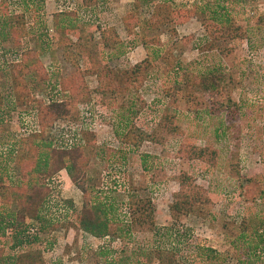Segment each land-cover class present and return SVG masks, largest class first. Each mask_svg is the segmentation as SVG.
<instances>
[{"label":"rangeland","instance_id":"374dc122","mask_svg":"<svg viewBox=\"0 0 264 264\" xmlns=\"http://www.w3.org/2000/svg\"><path fill=\"white\" fill-rule=\"evenodd\" d=\"M134 1L0 0V14L3 10L25 11L32 28V38H24L22 46L17 47L12 38L2 40L6 35L2 34L5 29L0 27V86L5 97V106L0 110V149L5 145L10 148L13 133L19 132L22 123L21 114L26 112L31 114L29 117L33 116L36 102L32 99L48 102L47 97L56 93L51 85L72 76L79 68L85 69V59L80 58L75 64L64 50L55 48L40 56L44 67L48 68L49 80L40 79L41 76L35 72L25 71H19L15 77V59L24 50L35 49L41 44V34L46 27L53 35L54 13L74 12L76 19L87 25V31H95L97 40L100 37L97 25H114L122 42L106 49L104 57L113 67H131L155 51L144 47L141 41L143 34L160 37L166 51H173L172 55L179 59L177 68L169 69L162 53L157 50L155 55H151L154 64L146 84L139 91L140 95L130 92L126 99L111 98L104 103L101 96L94 94L93 100L102 102L103 121H111L117 134L126 128L127 118L122 113L131 105L137 111L131 121L140 127L148 131L157 130L163 114L170 111L176 116L178 132L169 129L167 123L166 127L160 126L156 140L147 139L138 148H131L132 154L150 155V170H145L132 159L117 163L107 160L95 162L92 168L97 183L103 188L109 187V190L115 189L116 184L127 191L132 190L135 184H141L142 191L149 193L156 204L160 234L127 229V232L120 231L121 236L116 239L97 238L81 229L77 215L82 208V191L63 169L50 180L54 193L62 200L61 204L50 200L44 206L43 212L49 222L22 217H17L15 222L18 228L35 225L36 230H26V234L32 240L35 237L38 240L31 246L14 249L12 238H1L0 243L6 242L4 261L9 264V258L18 250L40 248L46 264H139L141 258H145V264H264V246L256 231L264 219V0H227L236 23L242 25L247 33L243 38L226 39L214 49H210V38L198 17L174 28L168 26L152 30L144 26L137 29L139 35L129 36L123 17L132 10ZM156 1L159 0H138L145 24ZM173 1L177 5H188L198 0ZM6 5L8 9H5ZM70 37L77 40L74 34ZM43 44L47 45L46 42ZM70 48L73 50L72 46ZM210 69L224 71L230 80L229 88L238 104L234 107L235 113L215 112L211 106L212 93L199 91L195 103L188 101L182 86L183 72ZM82 76L90 89L97 87L96 74ZM60 94L64 96L62 92ZM138 96L146 102L144 107ZM87 105L97 110L92 103ZM64 132L68 131L63 123L55 126L58 144L68 142ZM104 140V136L99 134L98 144L102 147L106 144ZM194 146L215 149L217 157L211 160L192 158L190 151ZM0 155V166L9 168L8 175L4 176L5 182L21 184L17 154L12 155L8 162V155ZM236 168H239L240 175L235 174ZM182 172L190 173L204 188L210 200L208 213L182 216L180 219L171 216L169 205L179 190L178 177ZM64 199L72 201L69 203L72 211L67 214L61 210ZM11 208L15 211V206ZM118 217L130 223L125 210H120ZM156 245L171 249L174 258L164 253L161 260L152 259L150 249Z\"/></svg>","mask_w":264,"mask_h":264},{"label":"trees","instance_id":"16d2710c","mask_svg":"<svg viewBox=\"0 0 264 264\" xmlns=\"http://www.w3.org/2000/svg\"><path fill=\"white\" fill-rule=\"evenodd\" d=\"M226 1L198 0L188 5H177L173 0H159L154 3L151 17L145 24L141 16L140 3L135 0L132 10L123 17V24L126 33L129 36H134L139 35L137 29L144 26L152 30L168 26L174 28L175 25L182 24L190 18L198 17L210 38L209 47L214 49L226 39L236 40L243 38L247 33L242 25L236 23ZM26 3L29 4L27 1ZM5 9H8V5L5 6ZM1 14L0 27L5 29L2 34L6 35L2 39L3 41L12 38L15 46L18 47L22 46L24 38H32V28L25 11L11 10L7 12L3 10ZM76 18L78 17L74 12L59 11L54 13L52 17L53 35L48 32L50 28L46 27V31L41 34V44H38L39 46L35 49L24 50L20 57L15 59L13 70L15 77L19 71H25L27 73L35 72L41 76L40 79L49 80L48 68L44 67L40 56L55 48L64 50V54L75 64L79 63L80 58L85 59V69L79 68L78 71L72 73V76L64 77L51 85L53 92L56 93L49 94L51 96L49 102L44 99H32L36 102L34 110L40 124V132L29 135L32 136L29 138L24 136L16 139L13 135L10 148L6 152H0V154L8 155L7 162L12 155L17 154L20 162L22 182L17 185L5 182L4 176L8 175L9 168L7 165L0 166L2 176L0 180V241L1 238H12L14 249L31 246L38 240V237L32 240L26 234L30 225L18 228L15 227V222L17 217L49 222L43 212L44 206L50 200L59 203L62 200L59 198L60 196L54 195L55 190L49 183L53 176L63 169L67 170L72 182L82 191V208L77 215L81 229L97 238L112 237L116 239L121 236L120 231L127 232V229L128 231L139 229L160 234L157 225L156 204L149 193L142 191L143 189L139 186L141 184H135L133 189L128 191L127 189L121 190L116 184L115 189L109 190V187L103 188L97 183L92 168L95 162L102 163L107 160L117 163L123 159H132L145 170H150L152 167V162L148 159L150 155L132 154L131 148H138L147 139L156 140L160 126L166 127L167 123L169 129L178 132L179 124L175 114L167 111L161 117L157 130L148 131L137 125L135 121H131L137 112L131 105L130 109L122 113L127 118V124L121 133L117 134L112 122H109L113 135L109 137V135L103 134L106 143L104 147L98 144V133L85 126H79L78 123L80 122V106L82 104L92 103L94 106L102 107L100 104L102 102L93 100L94 94L101 96V101L104 103L110 101L111 98L114 100L126 99L130 92L139 94L140 89L146 84L154 64V58L151 55H155L157 50L162 53L169 69L177 68L176 64L180 61L172 55L173 51L170 53L166 51L160 37L152 38L143 34L141 41L144 47L149 51L152 49L155 51L151 52V55L148 53L143 60L131 67H113L108 61H105L104 57L106 49L114 48L122 42L116 27L114 25H97L96 31L100 33L99 40H97L95 31H87V25L81 24ZM84 31L88 33H84ZM72 34L77 37L76 41L70 37ZM44 42L47 45H44ZM71 46L73 50H71ZM82 74H96L98 77L97 87L90 89ZM229 81L226 73L217 69L202 72L184 71L182 76V86L189 102H196L199 91L208 92L214 96L211 106L215 112L235 113L234 107L238 104L232 96ZM60 92L64 96H61ZM138 98L144 107L146 102L141 96ZM4 106L5 97L0 86V110ZM126 107L128 108V106ZM59 121L76 124L67 129L70 134H73L71 143L65 145L55 141L57 137L54 129ZM15 149L17 152L14 153ZM190 152L192 158L211 160L217 157L215 149L205 146H194ZM235 172L236 175H240L239 168H236ZM178 183L179 190L174 193V199L169 205L170 214L174 219L209 212V197L190 173L182 172L178 177ZM262 195H264V191H262ZM69 203L72 204V201L64 199L61 208L63 214L72 211ZM12 206H15V211L12 210ZM120 210H125L130 223L119 220ZM256 231L264 246V219ZM151 249L152 259L161 260L164 253L170 258H174V253L165 246L156 245ZM5 252L6 242L5 244L0 243V264H7L4 261ZM143 256L145 257V255ZM144 259L138 260L139 264H145ZM9 264H46V261L40 248H28L16 251L9 258Z\"/></svg>","mask_w":264,"mask_h":264},{"label":"built area","instance_id":"2783aa9c","mask_svg":"<svg viewBox=\"0 0 264 264\" xmlns=\"http://www.w3.org/2000/svg\"><path fill=\"white\" fill-rule=\"evenodd\" d=\"M50 99L51 98L47 97L48 102ZM95 107L97 108V110H94L91 106H88L87 103H84L80 106V119H79L80 122L78 123V125L79 126H85L89 129H92L93 131H95L98 134H101V135L105 134V136L109 135V137H110V135H113L112 127L109 125V123H106L103 121V117H102L103 110L101 109L102 107H100V106H95ZM30 115L31 114H28L26 112H23L21 114L20 123L21 122L22 123H21V126L19 128V132L13 133V135L16 139H20L21 137L29 136V135L40 132V124L38 122L37 114L34 111V113H32L33 116L29 117ZM59 123H63V125L66 126V129H68L69 126L74 127V125H76V124H73V123L68 122V121H59L57 124H59ZM64 134L68 136V142H63V143L65 145L67 143H71L70 141H72V135L73 134H70L69 132H64ZM61 136H63L61 138H64V135H61ZM56 142H57V140H56ZM7 149H9V148L7 145H5L4 147H2L0 149V151L6 152ZM49 185L53 188L51 181H50ZM54 195L57 196V194H55V193H54ZM54 198H56V197H54ZM35 230H36V226L33 225V226L29 227L28 231L34 232Z\"/></svg>","mask_w":264,"mask_h":264}]
</instances>
